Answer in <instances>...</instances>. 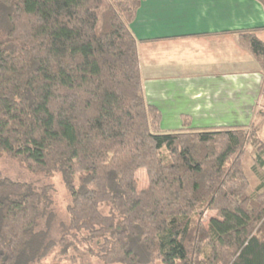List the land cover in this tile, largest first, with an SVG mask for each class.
I'll return each instance as SVG.
<instances>
[{"label": "trees", "instance_id": "obj_1", "mask_svg": "<svg viewBox=\"0 0 264 264\" xmlns=\"http://www.w3.org/2000/svg\"><path fill=\"white\" fill-rule=\"evenodd\" d=\"M0 5L8 9L0 158L29 173L59 170L71 197L54 241L37 230L46 187L0 179V264H34L55 247L103 264H264L259 129L161 130L160 112L143 98L129 29L137 0ZM238 44L264 67V43L252 32L240 33ZM248 159L258 186L249 183ZM139 170L148 183L141 191ZM208 211L215 217L204 225Z\"/></svg>", "mask_w": 264, "mask_h": 264}, {"label": "crops", "instance_id": "obj_2", "mask_svg": "<svg viewBox=\"0 0 264 264\" xmlns=\"http://www.w3.org/2000/svg\"><path fill=\"white\" fill-rule=\"evenodd\" d=\"M137 1L129 29L136 40L143 98L160 111L161 127L183 129L185 116L190 128L248 125L244 115L253 99L248 90L261 76L238 35L252 32L264 43L263 6L256 0ZM229 83L235 94L245 92L219 109L214 99Z\"/></svg>", "mask_w": 264, "mask_h": 264}, {"label": "rangeland", "instance_id": "obj_3", "mask_svg": "<svg viewBox=\"0 0 264 264\" xmlns=\"http://www.w3.org/2000/svg\"><path fill=\"white\" fill-rule=\"evenodd\" d=\"M107 4V3H105ZM7 14L8 9L0 5V43L4 41L5 34L8 29L7 24ZM257 64V63H256ZM258 72L261 78H257L255 81V88L252 90H248L253 99L250 100V104L247 105L246 109H248L249 115L245 114L244 116L250 118V123L246 126H242V129L249 130V127L255 125L256 128L259 129V134L257 135V139L260 140L262 144H264V67H260L257 64ZM142 86V85H141ZM221 94H217L216 98L214 99L215 102H218L219 106L217 108L221 109V104L224 106L228 105L225 102H229V98L236 101L237 96L241 91L245 92L244 89L238 90L235 94V90L232 88V84H228L227 87L222 89ZM229 97H228V96ZM228 99H227V98ZM239 104V102H238ZM154 106V105H152ZM244 106V105H243ZM241 106V107H243ZM155 107V106H154ZM156 108V107H155ZM157 109V108H156ZM228 108H223L222 111L229 110ZM243 110V109H241ZM159 111V110H158ZM160 112V111H159ZM161 114V113H160ZM188 118V116H185ZM217 126H213L212 124H203L202 128L195 127L190 128V124L187 126H182L183 129H171L165 130L161 127L162 131L165 132H187L191 129H232L236 127H226L223 124H216ZM240 127V126H239ZM246 151H251V149H247ZM250 156V155H249ZM250 158V157H248ZM253 164V160H246L244 162V168L249 175L250 178V185L251 186H258L259 181L257 180L256 176L251 172L250 168ZM88 168V162L85 161L82 163V171H86ZM0 179H8L10 181L15 182H23L29 184L35 188L46 187V201L45 203L41 204L39 209L38 221H37V230H48V234L51 240L57 241L60 233L62 231L63 225L66 224L68 215H67V207L71 202L70 193L65 185L62 173L57 170L54 174L50 176H46L43 172L37 173H29L26 171L19 162L16 160L11 159L7 156H2L0 158ZM135 180L137 184V190L141 191L147 188V177L144 170H139L135 174ZM190 178L188 175L184 178V184L187 188H189ZM74 185L78 186L77 178L74 179ZM100 212L102 214H106L108 212V208L106 206H102L100 208ZM212 217H215L214 212H206L203 216V224L206 225L208 220ZM74 255L75 261H70L71 256ZM34 264H103L99 260L88 257V256H79L72 251V249H67L63 252V249L59 247H55L52 249L49 254H47L43 259L39 262H35ZM159 264V263H155Z\"/></svg>", "mask_w": 264, "mask_h": 264}]
</instances>
